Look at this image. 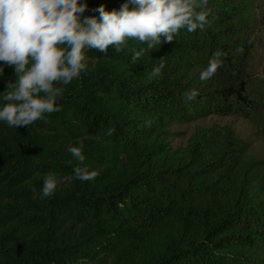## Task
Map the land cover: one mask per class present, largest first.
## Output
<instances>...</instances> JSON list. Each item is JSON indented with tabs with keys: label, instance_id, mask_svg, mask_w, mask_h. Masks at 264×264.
Masks as SVG:
<instances>
[{
	"label": "trees",
	"instance_id": "1",
	"mask_svg": "<svg viewBox=\"0 0 264 264\" xmlns=\"http://www.w3.org/2000/svg\"><path fill=\"white\" fill-rule=\"evenodd\" d=\"M260 1L209 0L203 28L181 29L135 62L131 50L146 47L135 40L119 53L89 49L86 60L102 66L62 86L59 112L29 127L0 122V264H264V163L228 128L199 130L184 150H172L169 130L239 116L264 137V67L248 72ZM123 2L87 0L84 15ZM216 52L221 66L200 81ZM14 77L5 66L0 92ZM70 144L83 145V165ZM84 165L94 180L39 198L46 174Z\"/></svg>",
	"mask_w": 264,
	"mask_h": 264
},
{
	"label": "clouds",
	"instance_id": "2",
	"mask_svg": "<svg viewBox=\"0 0 264 264\" xmlns=\"http://www.w3.org/2000/svg\"><path fill=\"white\" fill-rule=\"evenodd\" d=\"M208 5L209 0H124L118 10L108 11L100 5L92 9L98 15H84L87 0H0V76L5 66L15 73L0 92V122L9 128L29 127L46 114L59 112L62 86L86 71L87 50L106 54L111 46L119 53L129 40H135L146 46L131 50L135 62L146 51L173 41L179 30L203 28L210 13ZM220 55L216 52L209 59L199 74L200 81L217 72ZM163 67V63L154 66L148 79L158 77ZM183 95L192 101L198 91L189 89ZM151 124V120L145 121L146 127ZM82 148L71 144L67 148L80 165L85 161ZM96 176L97 171L86 165L74 167L70 177L48 173L39 198L53 196L62 182L90 181Z\"/></svg>",
	"mask_w": 264,
	"mask_h": 264
},
{
	"label": "rangeland",
	"instance_id": "3",
	"mask_svg": "<svg viewBox=\"0 0 264 264\" xmlns=\"http://www.w3.org/2000/svg\"><path fill=\"white\" fill-rule=\"evenodd\" d=\"M261 24L254 34V48L248 61V72L254 75H261L264 67V0L260 1ZM88 72L94 67L102 66L97 61L86 60ZM212 126L228 128L238 139L249 145V155L264 163V137L261 135L253 122L239 116L216 117L210 116L187 125L170 126L169 130L175 135L170 139L172 150H184L187 147L190 137L197 131L208 129Z\"/></svg>",
	"mask_w": 264,
	"mask_h": 264
}]
</instances>
